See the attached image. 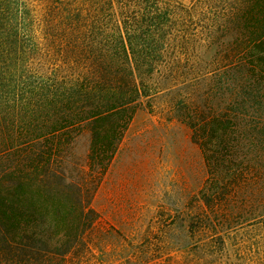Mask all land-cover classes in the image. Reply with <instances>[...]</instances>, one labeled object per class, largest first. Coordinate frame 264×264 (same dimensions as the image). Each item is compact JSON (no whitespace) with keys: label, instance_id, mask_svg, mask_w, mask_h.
Wrapping results in <instances>:
<instances>
[{"label":"trees","instance_id":"obj_1","mask_svg":"<svg viewBox=\"0 0 264 264\" xmlns=\"http://www.w3.org/2000/svg\"><path fill=\"white\" fill-rule=\"evenodd\" d=\"M44 1L0 0V258L60 264L86 244L103 177L158 96L209 175L191 233L223 251L238 226L264 233V0Z\"/></svg>","mask_w":264,"mask_h":264},{"label":"rangeland","instance_id":"obj_2","mask_svg":"<svg viewBox=\"0 0 264 264\" xmlns=\"http://www.w3.org/2000/svg\"><path fill=\"white\" fill-rule=\"evenodd\" d=\"M152 104L138 111L103 177L93 202L99 217L86 244L60 264H264V233L253 223L236 227L225 251L191 233L208 185L205 159L168 97ZM89 148L85 132L69 153L70 173L88 168ZM0 264L9 263L0 258Z\"/></svg>","mask_w":264,"mask_h":264}]
</instances>
